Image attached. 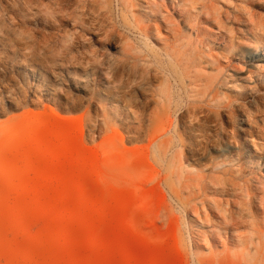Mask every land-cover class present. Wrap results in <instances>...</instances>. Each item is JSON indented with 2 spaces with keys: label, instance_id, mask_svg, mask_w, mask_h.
I'll use <instances>...</instances> for the list:
<instances>
[{
  "label": "rangeland",
  "instance_id": "rangeland-1",
  "mask_svg": "<svg viewBox=\"0 0 264 264\" xmlns=\"http://www.w3.org/2000/svg\"><path fill=\"white\" fill-rule=\"evenodd\" d=\"M220 1L0 0V264L249 259L264 0Z\"/></svg>",
  "mask_w": 264,
  "mask_h": 264
},
{
  "label": "bare ground",
  "instance_id": "bare-ground-1",
  "mask_svg": "<svg viewBox=\"0 0 264 264\" xmlns=\"http://www.w3.org/2000/svg\"><path fill=\"white\" fill-rule=\"evenodd\" d=\"M205 1L208 3L209 6L211 4L212 11H216L218 13V15H221L220 16L221 18H225V15H226V18L228 20H233L231 17L232 13L229 11L230 8H228L229 12H227L226 14H223L221 12L222 8H220V6H221L222 2L220 0H205ZM233 14H234L233 23H235V24H237V21H240V19H241L240 17L242 16V18H243V15H244L243 13H242V15L238 14V13L237 14L233 13ZM181 15H182L181 18L185 19V14L181 13ZM252 49H254V48H252ZM262 55L263 54L259 52V54L257 53L255 57L256 58L258 57V60L261 61ZM251 59H252L251 61H254L253 58H251ZM255 61H257V60H255ZM248 188L250 190V187H248ZM254 203H255V200H254L253 196H251V194H249V201L245 200L244 203L242 204L243 209H244V210H242V212L251 211L254 208ZM258 210L260 211L259 208H258ZM246 217L247 216H244L243 218H246ZM248 223L249 222H247V221H243L242 225L248 224ZM245 227L249 228V229L251 228L252 231L249 234L245 235V239L243 237L244 245H245L244 248L246 250V255L249 259L245 260V263L242 262V264H250L251 262L254 264H264V217L258 223H253V225H251V226L245 225ZM254 242H256V245H254ZM237 257H236V259H237ZM237 263H238V261H237Z\"/></svg>",
  "mask_w": 264,
  "mask_h": 264
}]
</instances>
